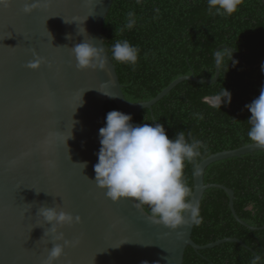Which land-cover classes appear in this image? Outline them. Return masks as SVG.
Here are the masks:
<instances>
[{"label": "water", "instance_id": "95a60500", "mask_svg": "<svg viewBox=\"0 0 264 264\" xmlns=\"http://www.w3.org/2000/svg\"><path fill=\"white\" fill-rule=\"evenodd\" d=\"M113 1L31 0L30 15L22 11L29 0L0 7V264H42L47 258L52 244L43 235L50 225H43L37 215L41 206H55L82 220L61 229L66 239L79 244L65 248L56 264H184L188 247L197 252L224 243L249 248L238 238L200 246L192 239L194 225L168 230L131 200L111 202L94 183L99 129L106 125L109 102L136 118L184 81L214 84L220 77L215 60L213 79L183 76L151 101H128L103 35ZM84 41L103 45L104 70H77L71 48ZM223 48L230 47L216 51ZM33 52L47 61L38 71L25 67L34 59ZM81 97L83 103L76 109ZM258 151L264 149L252 143L212 154L194 175L193 196L200 205L207 190H224L236 221L253 231L259 228L248 225L235 210V192L225 185L206 184L205 173L216 162ZM85 162L84 169L77 164Z\"/></svg>", "mask_w": 264, "mask_h": 264}, {"label": "trees", "instance_id": "16d2710c", "mask_svg": "<svg viewBox=\"0 0 264 264\" xmlns=\"http://www.w3.org/2000/svg\"><path fill=\"white\" fill-rule=\"evenodd\" d=\"M160 9L158 19L155 8ZM135 11L138 22L132 30L116 31L128 11ZM105 47L111 58L115 41L127 39L140 49L135 70L113 61L130 102H148L172 82L183 76L213 79L216 75L215 52L222 46L238 55L226 56L220 64V77L214 84L184 81L152 109H144L132 118L134 125L161 123L173 139L184 131L207 145L197 165L212 154L235 150L252 144L247 136L251 113L245 107L258 98L264 87V0H243L231 16L209 14L207 0H114L103 25ZM147 53V58H145ZM223 88L231 93V103L221 109L209 106L204 98ZM121 111L114 102L105 114ZM122 112V111H121ZM200 112L203 120L193 114ZM194 169L187 164L184 179L194 191ZM206 184L225 185L235 192V210L253 231L233 216L224 190L209 189L201 203L203 223L194 227L192 239L205 246L225 238L238 243H224L212 249L195 251L188 247L184 264H251L257 252L264 264V151L216 162L205 173ZM149 214V209L143 207ZM151 215V214H150ZM150 264H157L152 262Z\"/></svg>", "mask_w": 264, "mask_h": 264}, {"label": "clouds", "instance_id": "9594fccd", "mask_svg": "<svg viewBox=\"0 0 264 264\" xmlns=\"http://www.w3.org/2000/svg\"><path fill=\"white\" fill-rule=\"evenodd\" d=\"M136 2L140 4L141 0ZM11 3L12 0H0V7L7 9ZM242 3L243 0H207L208 12L221 17L231 16L239 10ZM33 8L34 3L29 0L24 4L22 11L30 15ZM154 11L157 15L153 19H158L160 9L157 7ZM137 22L135 11L130 10L123 25L116 31L123 33L132 30ZM83 32L86 33L84 28ZM71 49L77 70L105 69L107 57L103 45L96 46L84 41ZM139 52V47L133 46L127 39L117 40L111 48V59L135 70ZM147 55L145 53V58ZM229 55L233 57L230 48L216 51L217 64ZM33 57L34 59L25 65L27 69L38 71L42 65L47 64V61L35 52ZM101 93L110 98L117 97L112 92ZM83 94L84 92L82 97ZM82 97L76 109L82 105ZM204 101L213 108L221 109L222 105L231 103V93L223 88L219 93L205 97ZM245 107L251 113L247 120L250 125L247 136L256 147L264 149V87L260 89L258 98ZM193 116L197 120L204 119L200 112L194 113ZM74 123L76 122L73 121ZM71 137L72 131L65 143ZM99 142L101 147L97 153L98 163L94 165L93 181L104 191L107 199L113 203L131 200L135 207L146 206L151 218L168 230H177L188 225L199 226L203 223L200 202L194 198L192 189L184 179L187 164L193 165L194 172L198 171L197 158L202 156V150H207L203 141L194 138L191 133H188L186 138L184 131H178L173 139H169L161 123L134 125L131 115L112 110L106 114V125L99 129ZM77 164L82 165L83 169L87 167L86 162ZM37 215L43 225H50L44 230L43 237H48V243L52 244L42 264H56L65 255V248L79 244V240L66 239L61 229L80 224L81 217H74L63 210L58 211L55 206H41ZM37 227L43 228L40 225ZM260 260L261 257L256 256L251 260V264H258Z\"/></svg>", "mask_w": 264, "mask_h": 264}]
</instances>
